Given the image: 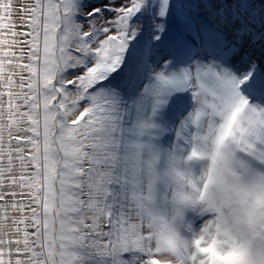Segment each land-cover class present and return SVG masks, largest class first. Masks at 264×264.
<instances>
[{
    "label": "snow or ice",
    "instance_id": "obj_1",
    "mask_svg": "<svg viewBox=\"0 0 264 264\" xmlns=\"http://www.w3.org/2000/svg\"><path fill=\"white\" fill-rule=\"evenodd\" d=\"M0 264H264V0H0Z\"/></svg>",
    "mask_w": 264,
    "mask_h": 264
},
{
    "label": "clouds",
    "instance_id": "obj_2",
    "mask_svg": "<svg viewBox=\"0 0 264 264\" xmlns=\"http://www.w3.org/2000/svg\"><path fill=\"white\" fill-rule=\"evenodd\" d=\"M243 232L244 235L250 240H254V233L256 231V225L253 222L248 221L247 219L244 220L243 225Z\"/></svg>",
    "mask_w": 264,
    "mask_h": 264
}]
</instances>
